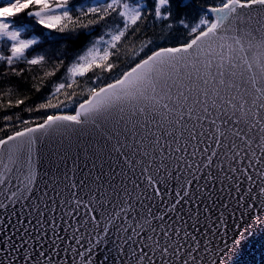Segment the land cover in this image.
<instances>
[{
	"label": "snow or ice",
	"instance_id": "obj_1",
	"mask_svg": "<svg viewBox=\"0 0 264 264\" xmlns=\"http://www.w3.org/2000/svg\"><path fill=\"white\" fill-rule=\"evenodd\" d=\"M5 86L0 264L264 249V0H0Z\"/></svg>",
	"mask_w": 264,
	"mask_h": 264
},
{
	"label": "trees",
	"instance_id": "obj_2",
	"mask_svg": "<svg viewBox=\"0 0 264 264\" xmlns=\"http://www.w3.org/2000/svg\"><path fill=\"white\" fill-rule=\"evenodd\" d=\"M90 2V0H89ZM176 39L175 37H170V41H168L167 43H176ZM33 75L36 74L35 70L32 73ZM31 83H36V81H32L29 80L27 83L21 84L20 87L22 89V91H20L19 93H15L12 96H6L3 98V102L6 103L7 100L12 99L13 101L15 99L18 98H23L24 96H29L31 97L30 100H26L25 105H21L19 108H10L7 109V114H11L14 116V120L13 123L15 124H19V121L15 120V116L19 115L21 116L23 119H32L36 116V113H27L26 111H23V109L26 106H34L33 102L37 101L38 98L41 96V93L35 92L34 89H30L29 88V84ZM49 83V81H45V85H47ZM6 91V86L4 88H0V92ZM45 92H47V87L45 86ZM4 114V109H0V125H3L5 122L2 119V116Z\"/></svg>",
	"mask_w": 264,
	"mask_h": 264
},
{
	"label": "water",
	"instance_id": "obj_3",
	"mask_svg": "<svg viewBox=\"0 0 264 264\" xmlns=\"http://www.w3.org/2000/svg\"><path fill=\"white\" fill-rule=\"evenodd\" d=\"M236 264H264V249L258 247L250 253L245 249L244 254L236 258Z\"/></svg>",
	"mask_w": 264,
	"mask_h": 264
}]
</instances>
